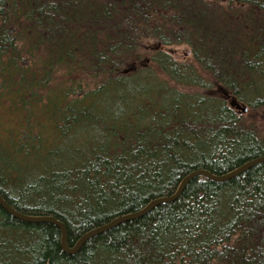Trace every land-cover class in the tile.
<instances>
[{"label": "trees", "instance_id": "obj_1", "mask_svg": "<svg viewBox=\"0 0 264 264\" xmlns=\"http://www.w3.org/2000/svg\"><path fill=\"white\" fill-rule=\"evenodd\" d=\"M262 155L264 0H0V195L71 247ZM0 264H264V163L75 255L0 207Z\"/></svg>", "mask_w": 264, "mask_h": 264}, {"label": "water", "instance_id": "obj_2", "mask_svg": "<svg viewBox=\"0 0 264 264\" xmlns=\"http://www.w3.org/2000/svg\"><path fill=\"white\" fill-rule=\"evenodd\" d=\"M238 107H240V106H238ZM241 109L243 112H247V107H241ZM261 163H264V155L257 157L255 159H252V160L246 162L245 164H243L242 166L236 168L235 170H232L231 172H228V173L223 174V175L214 174V173H212L206 169L195 170V171L189 173L188 175H186L182 179L178 189L176 190V192L174 194H172L170 196H164V197H159V198L153 199L144 208H142L138 211L120 215V216L112 219L108 223L88 231L87 233H85L84 235H82L80 237V239L77 241V243L73 247H71L69 245V231H68L67 225L64 222L57 219L56 217H54L52 215L33 216V215H27V214H24L22 212H19L17 209L12 207L1 195H0V207L4 211H6L9 215H11L12 217H14L15 219H17L21 222L30 223V224L47 223V224H52V225L58 227L60 232H61V248H62L63 252L68 254V255H75L92 238H94L100 234H103V233L115 228L116 226H118L122 223L137 220V219L145 216L146 214H148L150 211H152L154 208H156L159 205L171 203V202L177 200L182 195V193L184 192L187 185L195 178L205 177V178H207L213 182L222 183V182H226L230 179H233V178L241 175L242 173H244L248 169H250V168H252L258 164H261Z\"/></svg>", "mask_w": 264, "mask_h": 264}, {"label": "rangeland", "instance_id": "obj_3", "mask_svg": "<svg viewBox=\"0 0 264 264\" xmlns=\"http://www.w3.org/2000/svg\"><path fill=\"white\" fill-rule=\"evenodd\" d=\"M150 46L152 47L153 44L150 45ZM178 57H179L180 59H183V58H186V59L188 58V59H190L189 55L187 54V52H186L183 48L180 49V53H179ZM145 58H147V56H146ZM214 90H215V89H214ZM216 91H217V93H219V90H216ZM238 110H239L240 112L243 113V111H242L241 108H238ZM247 113H248V112H244V114H247Z\"/></svg>", "mask_w": 264, "mask_h": 264}, {"label": "bare ground", "instance_id": "obj_4", "mask_svg": "<svg viewBox=\"0 0 264 264\" xmlns=\"http://www.w3.org/2000/svg\"><path fill=\"white\" fill-rule=\"evenodd\" d=\"M235 170V169H234Z\"/></svg>", "mask_w": 264, "mask_h": 264}]
</instances>
